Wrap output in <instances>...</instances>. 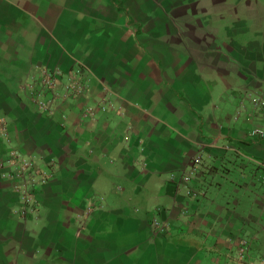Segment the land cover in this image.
I'll use <instances>...</instances> for the list:
<instances>
[{
    "label": "crops",
    "instance_id": "obj_1",
    "mask_svg": "<svg viewBox=\"0 0 264 264\" xmlns=\"http://www.w3.org/2000/svg\"><path fill=\"white\" fill-rule=\"evenodd\" d=\"M42 67L87 70L77 106L109 93L114 111L80 125L73 110L63 126L21 92ZM262 86L264 0H0V264H213L247 192L264 201L255 167L226 199L232 166L264 161L235 118L240 90ZM11 146L58 161L38 218L15 213Z\"/></svg>",
    "mask_w": 264,
    "mask_h": 264
},
{
    "label": "built area",
    "instance_id": "obj_2",
    "mask_svg": "<svg viewBox=\"0 0 264 264\" xmlns=\"http://www.w3.org/2000/svg\"><path fill=\"white\" fill-rule=\"evenodd\" d=\"M91 89L92 77L85 69L79 68L64 72L59 69L42 67L30 76L22 86L21 92L29 98L37 110L49 116H59L63 126H66L73 110L76 111L80 125L98 120L100 111H114V104L109 93H105L93 104L78 107L79 99L87 96ZM235 118L237 120L244 118L250 123L249 134L253 141L264 140V86L240 90ZM0 136L10 138L8 120L1 116ZM202 162L203 155L199 153L193 159L191 173L182 178L187 185L197 186L200 175L202 181L205 175ZM245 163L246 165L251 164L257 170V180L264 192V161L247 157ZM200 165L202 166L200 167ZM1 166L4 169L2 178L6 182L7 188L16 193L18 197L15 213L23 220L38 218L44 207L45 188L59 173L58 161L53 158L39 161L35 156L11 146ZM188 194L196 195L197 192L194 188H190ZM95 199H91L88 210L97 205L98 199ZM154 225L158 227L160 222L155 220Z\"/></svg>",
    "mask_w": 264,
    "mask_h": 264
},
{
    "label": "rangeland",
    "instance_id": "obj_3",
    "mask_svg": "<svg viewBox=\"0 0 264 264\" xmlns=\"http://www.w3.org/2000/svg\"><path fill=\"white\" fill-rule=\"evenodd\" d=\"M246 168L248 172L245 171L247 170ZM254 172V166L233 165L231 172V195L226 199H232L235 195H238L233 194V191L236 189H239L243 194L245 190L239 181H243L245 176L250 178ZM247 194L248 204L245 203L248 211L247 220L241 219V224L238 221L235 235L231 239L225 240L229 244L221 249L215 244L216 250L218 249L219 251L217 254L218 260L213 262V264H252L254 262L264 264V201H252L249 196L250 193L247 192Z\"/></svg>",
    "mask_w": 264,
    "mask_h": 264
}]
</instances>
